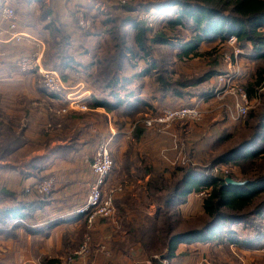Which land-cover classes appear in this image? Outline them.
<instances>
[{"label":"rangeland","instance_id":"374dc122","mask_svg":"<svg viewBox=\"0 0 264 264\" xmlns=\"http://www.w3.org/2000/svg\"><path fill=\"white\" fill-rule=\"evenodd\" d=\"M161 1L162 0H131L127 6L120 7L117 0H46L44 5L46 6L45 8L49 9L52 13L51 21L50 19L47 21H40L42 8L35 2L31 3L29 6L24 0H20V2L15 0L14 3H7V5L11 6L16 11L19 18V26L22 25V27L25 28V26H27V20H36V23L39 24L37 26L38 30L42 29V26L45 24L55 21L56 24L68 30L70 33L71 28L67 25V20L65 19L66 13L68 12L69 15H75V18L77 15V19L80 14H83L85 19L90 21L91 27L88 30H84L79 27L78 21L77 24L74 23V32L70 34L77 42L72 38L74 46L70 47L69 53L72 54L76 60H80L81 63L88 65L97 61L104 54L111 52V48L114 47L115 44L111 32L115 29V25L119 27L120 21L128 17H135L139 20V15L143 13L142 10ZM29 7L33 8L31 9ZM29 10L34 11L29 12ZM172 11H174V9L167 12L169 14H164L163 18L159 17L155 19L152 26L149 25V27L153 29L154 34L165 29L166 25L165 22H163L166 18L165 15H172ZM0 18L3 20L1 13ZM106 19L112 20L114 23L106 22L105 25L104 20ZM3 22L7 25L4 20ZM262 29L264 32V26ZM48 32H45L41 36L42 40H39L42 43L45 41V43H43L45 49L41 65L44 69L53 70L54 68H49L45 65V55L49 47L47 46L48 42H46V38L49 40L51 36V32ZM124 32L126 33L125 40L129 47L135 51H139L135 46V33L131 26L124 28ZM87 33L90 34L86 35ZM8 39L6 40L7 43H12L18 47H21L20 45L26 41L23 40L21 43H16L10 42ZM116 42H119V39H117ZM176 44H179V42ZM148 47L153 49L151 55L157 60L155 70L152 71L153 73L151 75L144 76L142 74L146 66L152 69L151 64L153 63L150 59L141 60L138 56L144 55L142 52H138L136 58L135 56L129 55L131 66L129 65L125 70L119 72L120 79H128L126 86H123L126 94L129 95L130 92H134L142 87L145 89L146 95L148 96V99H146L150 103L147 109L148 117L138 122H135L134 116H120L117 113H109L104 109L105 114H99L97 113L98 111L92 110L90 107L87 112L71 111L60 114L64 106L55 101L54 99L56 98L53 96H49L50 99H47L49 98L47 94L50 93L46 92V94H44L41 92L42 88L44 90L47 89L43 84L39 72L37 70L34 72H24L20 68V62L26 59V57H31L34 54L22 55V52H20L21 50L15 51V55H17L18 58L16 62L17 70L24 76L22 78L23 80H19L17 84L2 86L3 89L9 92L15 89L16 92L15 90L14 92L16 96L15 98L9 97L10 100L8 96L5 97L6 104L8 101V104L11 103L13 107V116L6 115L4 111L0 113V137L7 132L9 129L8 127H12L10 132H18L20 126L25 127L26 146H30L34 149L36 146H40L41 143H35L29 140L26 135V127L28 128L29 126L30 129L28 123H30L32 119L36 120L38 118H43L46 120L44 128L42 125L35 124V127H33V129L31 128V130L35 132V134H39L43 131V135H40L43 136L44 141L50 143V141L52 142L53 135H55V138L57 137L54 123L62 117H68V115L73 114L72 116L78 118L75 121H70L68 118L63 119L65 120L63 123L72 124V128L75 127L73 123L82 122L81 120L98 119V121H100L99 123L107 124L109 123L108 118L112 117L115 128L118 127V130L124 131L128 153H131L129 154L131 160L127 154L122 158L123 165L128 166L131 162H136L137 159H140V161L146 159V165L159 167L163 171L166 170V174H169V170L173 173V171L179 168L196 170L206 168L207 165L211 164L210 162L213 157L217 156L224 149L232 148L233 144L239 143L241 137L248 135L250 130H247L245 126L250 115H260L263 112L264 83L261 88L256 90L253 98H250L248 95V113L245 117L239 119L234 118L231 114L235 104V98L231 92L233 89H241L247 93V83L252 80L258 70L264 69V60L255 59V53L242 50L238 42L233 43L230 42L229 39L224 42L218 39L216 42L203 44L201 46V52L205 55L204 57L179 58L176 56V54L180 53L179 48L152 46L150 43ZM36 49L38 52V47H36ZM148 61H150L151 64H149ZM0 63H2V61H0ZM214 69L219 70L221 74L206 79L208 73ZM92 70L95 72L97 71L96 68ZM25 75H27V77ZM19 76L21 78V75ZM63 81L69 86H75L82 82L85 85V89L89 90L92 95L96 93L92 81L87 82L85 79L75 81L74 78H71L69 82H66L64 79ZM1 83L4 82L2 81ZM170 87H172V89H169ZM218 91L224 92L223 96L220 98L216 96ZM125 93L121 96L122 100L125 99L123 97H127ZM13 95L14 94H12V96ZM207 96L208 98H204ZM3 99L4 98L0 97V107L2 106L1 103ZM183 106L198 107L202 112L201 119L197 121L177 120L167 126L155 128L147 127L154 132L151 131L150 136L136 140L134 135H136L138 126L141 122L145 124V120L160 116L166 109H175ZM25 108L29 111L26 112ZM72 135L75 136V131ZM220 135L224 137L232 135V138L229 142L216 146L214 140ZM9 136L10 134L8 133L6 137ZM3 137L0 138V140H3ZM103 137L104 136L97 137L95 141L97 140L98 143ZM76 145V139L74 137L65 147L70 146L74 148ZM47 148L50 150V147ZM14 155L15 153H13L7 161L0 162V166H10L12 164L14 165V163L21 162V158H15ZM231 173L239 175V170H237V167H234L233 164H220L209 172L212 176L222 175L224 177ZM182 175L181 171L177 173V177ZM164 176L166 178V175ZM168 176L169 175H167V177ZM49 179L57 180L56 177L52 176H49L45 180ZM10 181V176L3 175V177H0V190H8L11 183ZM128 181H132V179L129 178ZM39 182L42 181H38L37 183ZM26 189L27 187L22 188L15 193L17 201H11V199L1 197L0 210H4L5 208L22 202L23 204L33 203L38 199H44V202L49 200L53 195V192L49 196L27 193ZM198 192H196L192 198L187 199L179 205L178 211L187 222L181 225L179 224L178 231L202 226L203 199L198 196ZM145 203L148 205L150 199L147 198ZM134 208L136 210V207ZM26 213L27 217L23 218V220H17L15 223H0V264H43L45 260L51 259L57 261L55 264H62L74 255L86 239L89 240L88 253L82 258L74 259L72 264H131L122 263L123 260L118 259L121 253L113 257L111 243L108 240L109 234H106L105 227L97 231L93 230V228H88V230L85 229V231L82 229L78 233L75 232L76 234L64 233L63 246H61L57 253L52 252L53 248L48 247V249H45L47 246L41 244V242H30L32 239L31 236L37 237L40 235L43 230V227L40 226L46 227L47 225L42 222L44 214H38L36 209L32 208L30 211H26ZM106 222V220H102L97 224L98 226H104ZM257 223L264 224V219L257 221ZM243 227L242 224L237 225L236 229L243 234ZM32 231L34 234H36V232L38 233L33 235L31 234ZM119 242L122 241L120 240ZM53 245L56 247V243ZM211 246V244H192L188 246L186 255L183 258L181 257L170 264H214L213 256L210 252ZM183 247L184 248H181L182 251L187 248L186 246ZM234 249L232 252L224 250L220 252L218 257L223 259L222 261L232 264H236V260L243 264H253L254 262L259 263L264 261V249L242 253ZM55 250L57 251V247ZM144 255L149 260L151 259L148 255ZM126 256H131L134 260L146 259L142 254H130V252H128ZM155 257L156 259H161L160 256L155 255ZM133 264L141 263L134 261Z\"/></svg>","mask_w":264,"mask_h":264},{"label":"trees","instance_id":"16d2710c","mask_svg":"<svg viewBox=\"0 0 264 264\" xmlns=\"http://www.w3.org/2000/svg\"><path fill=\"white\" fill-rule=\"evenodd\" d=\"M4 1L0 0V11L5 4ZM16 1L19 2V0ZM24 1L29 5L34 2L39 4L42 8L40 21L52 20L51 11L44 5L46 0ZM172 9H174L172 15H165L166 18L163 21L166 25L165 29L155 34L146 22L135 17L122 19L119 27L115 25V29L111 32L115 41L111 52L88 65L76 60L69 53L70 47L74 46L69 31L55 21L47 23L37 31L41 36L45 32H51L50 39L46 38L49 47L45 55V65L57 70L66 82H69L71 78L75 81L82 79L87 82L92 81L96 91L94 97L88 101V106L92 110L103 108L109 113H117L120 116H134L135 122H138L148 117L147 109L150 103L144 98H133L132 92L129 95L126 94L123 86H126L128 79H120L119 72L131 64L129 55L136 58L137 53L142 52L144 55L138 56L141 60L153 61L152 64L148 61L152 69L146 66L142 74L151 75L157 60L151 55L153 49L148 47L149 43L152 46L179 48L180 53L176 54L179 58L204 57L205 55L201 52L203 44L216 42L218 39L224 42L235 36L242 50L255 53V59L264 60L262 29L264 0H162L145 8L142 12H152L158 19L163 18L164 14H169L167 12ZM106 22L114 23L107 19L104 20V24ZM128 26H131L135 33V46L139 51L131 49L125 40L124 28ZM117 39L119 42H116ZM177 42L179 44H176ZM93 68L97 71L92 70ZM219 74L221 72L214 69L208 73L206 79ZM263 76L264 69L258 70L252 80L247 83L246 89L250 98H253L256 90L264 83ZM41 92L46 94L48 91L42 88ZM124 93L127 97L122 100L121 96ZM47 96L52 95L47 94ZM50 97L46 98L50 99ZM262 111L260 115L253 114L248 117L245 127L250 131L247 136L241 137L239 143L233 144L232 148L224 149L213 157L211 164L202 170L179 168L173 173L169 170V174H166V170L146 165V159L131 162L127 167L140 170V175L143 172L145 176L150 177L147 182L148 196L150 202L156 206L157 212L154 217L147 216L142 219L138 225L135 222H123L122 227L128 233V238L124 242L111 243L112 250L126 255L134 245L139 244L145 254L151 258V264H170L183 258L188 246L192 244H211L214 264H229L218 257L224 250L228 252H232L234 248L263 250L264 224L257 223L264 219V109ZM8 128L7 132L0 137L5 136L3 140H0V162L7 161L13 153L25 147L27 143L25 127L20 126L18 132H10L12 127ZM150 132L151 130L141 122L134 137L140 140L150 136ZM8 133L10 136L6 137ZM231 138L232 135L227 137L220 135L214 142L218 146L229 142ZM71 149L73 148L70 146L59 148L53 152V156L66 158L67 152ZM129 154L131 153L127 152L131 160ZM49 160L53 159L35 158L30 165L34 171L38 170L37 174H39L49 167ZM113 161L114 167L111 174L116 165L114 156ZM220 164H233L239 170V175L231 173L224 177L209 174ZM180 171L183 175L177 177ZM48 177L40 178L39 181ZM226 178L239 182L246 181L247 184L240 187L228 185ZM204 187L210 188L211 191L202 201V226L178 231L179 224L187 222L178 211L179 205L186 201L190 194L201 191ZM1 197L17 201L16 194L5 189L0 190ZM43 200L38 199L35 202L32 201L33 203L24 204L22 202L0 210V223H15L17 220H23L27 217L26 211L32 208L37 209L42 205ZM102 220L107 221V219ZM241 224L244 226L243 234L236 229V226ZM85 229L88 230L86 219H84L83 230ZM33 233L32 231L31 234ZM183 246L187 248L181 251ZM155 255L160 256L161 259H156ZM55 263L57 261L51 259L45 260L43 264ZM260 263L264 264V261L253 264ZM236 264L243 263L236 260Z\"/></svg>","mask_w":264,"mask_h":264},{"label":"crops","instance_id":"0c3cea01","mask_svg":"<svg viewBox=\"0 0 264 264\" xmlns=\"http://www.w3.org/2000/svg\"><path fill=\"white\" fill-rule=\"evenodd\" d=\"M4 2L5 4H9L14 3L15 0H5ZM29 8L32 9L33 7ZM65 19L67 20V25L71 28L70 33L74 32V23L77 24L78 21L77 15L75 18V15H69L67 12ZM26 23L27 26L23 28L21 25L19 26L20 29L32 37L42 40L41 35L37 32V26L39 24L36 23V20H27ZM7 29V25L0 18V61H2V63H0V97L4 98L1 103L2 106L0 107V113L4 111L6 115L13 116V107L11 106V103L8 104V101L6 104L5 97L8 96V99L9 97L15 98L16 90L14 89L15 92L14 90L9 92L3 89L2 86H12L13 84H17L19 80H23L22 78L24 75L21 74L16 67L18 58L17 55H15V51L21 50L20 52H22V55H31L37 52V46L28 40L24 41V43L20 45L21 47H18L12 43H7L6 40L9 38ZM72 38L75 40L73 36ZM75 41L77 42V40ZM43 43H45V41H43ZM19 75H21V78ZM25 76L27 77V75ZM2 81L4 83H1ZM140 88L141 89L135 90L131 93L133 98L148 99L145 89L142 87ZM12 94L14 95L12 96ZM93 95L87 100V104L88 101L94 97ZM25 111L27 112L29 110L25 108ZM96 111H98L97 113L99 114H105L103 108H99ZM72 115H68V117H62L61 119H58L56 123H54L57 137L55 138V135H53L52 142L50 141V143L44 141L43 136H41L43 135V131H41L39 134H35V132H32L31 130V128L33 129V127H35V124L42 125L44 128V124L46 122L45 119L38 118L36 120H30V123L27 122L28 125H30V129L29 126L28 128L26 127V135L28 139L34 141L35 143L40 142L41 145L36 146L34 149L30 146L21 148L15 152L14 155L15 158L20 157L21 162L14 163V165L12 164L10 166H0V177H3V175L10 176L11 183L8 187V190L14 193L20 191L22 188L33 186L39 181L40 178L47 176L56 177L57 180L56 186L53 190V195L49 200L44 201L43 204L38 206L36 209L38 214H44V219L42 222L47 226H40L43 227L41 233L39 232L40 235L37 237L31 236L32 239L30 240V242H41V244H45L47 246L45 249H48V247L53 248L52 252L54 253L59 252L61 246H63L64 233L68 232L76 234L84 228L85 218L78 216L75 214V212L86 202L90 187L94 182V176L91 170V161L99 142L104 139L114 137L112 151L116 165L115 170L109 179V183L112 186H124V192L118 194L115 198V215L107 219V222L104 226H98L97 223L101 221V219L98 220L95 223L93 230L97 231L98 229L105 227L106 234H109L108 240L110 243H117L120 240L124 242L128 238V233L122 227L123 222H135V224L138 225L142 222V219L147 216L154 217L157 212V208L154 204H151L150 202L148 205H146L145 203V200L147 198L149 199L147 182L150 177L145 176L143 172H141L140 175V170L138 171L135 168L123 165L122 158L128 152L126 138H124L125 133L124 131L118 130V127L115 128L112 117L108 116L109 123L107 124L99 123L100 121H98V119L81 120L82 122L73 123L75 127L72 128V124L69 125L68 123H63L65 122L63 119L66 118H68L70 121H75L78 119ZM74 131L75 136L72 135ZM151 131L154 132L153 130ZM155 133L158 134L157 132ZM102 136L104 137L97 143V140L95 141V139ZM74 137L76 139L77 145L67 152L66 158H57L53 156V152L57 151L59 148L65 147ZM47 147H50V150ZM44 157L49 159L52 158L53 160H49V167L47 169L37 174L38 170L34 171L30 165V162L35 158ZM129 178H131L132 181H128ZM192 196H194V193L190 194L187 199L192 198ZM134 207H136V210H132ZM37 233L38 232H36V234ZM36 234L33 233V235ZM54 243H56L57 251L55 250V245H53ZM234 250H237L241 253L253 252L250 250L245 251L237 248ZM111 251L113 257L120 253L113 250ZM129 252L130 254H142V256L146 259L134 260L131 258V256H126L122 252L118 259L123 260L122 263L133 264L134 261H136L140 262L141 264H149L148 262L150 260L144 255L145 252L142 247L140 248L139 244L134 245Z\"/></svg>","mask_w":264,"mask_h":264},{"label":"built area","instance_id":"2783aa9c","mask_svg":"<svg viewBox=\"0 0 264 264\" xmlns=\"http://www.w3.org/2000/svg\"><path fill=\"white\" fill-rule=\"evenodd\" d=\"M130 1L131 0H117V3L120 7H125ZM0 13L3 20L8 25V41L21 43L23 40H29L39 49L33 56L26 57V59L20 62L21 70L24 72H34L37 70L39 72L47 91L56 98L54 99L55 101L63 104L64 109L60 114L71 111L87 112L89 110L87 100L91 97L92 93L85 89V85L80 82L75 86H69L63 81L61 74L57 70L44 69L41 65L45 49L44 44L35 37L19 29V18L14 8L6 4L1 8ZM155 19L156 16L152 12H143L139 15V20L147 22L150 26L153 25ZM78 22L79 27L84 30H88L91 27L90 21L86 20L83 14L78 16ZM229 41L236 43L237 38L232 36ZM223 93L224 92L218 91L216 94L217 98L222 97ZM231 94L235 98V104L231 114L237 119L245 117L249 110L248 94L241 89H233ZM201 117L202 112L198 107L183 106L175 109H166L160 116L154 119H147L144 123L147 127L155 128L167 126L177 120L197 121L201 119ZM113 140L114 137H110L98 144L91 163L94 182L90 187L86 202L75 212V214L87 220L88 228H93L95 223L100 219H109L113 217L116 213L115 198L118 194L124 192V186H112L109 183L111 172L114 167L112 151ZM55 186L56 180L49 179L27 187L26 191L27 193L49 196L52 194ZM210 191V188L204 187L198 192V196L204 199L209 195ZM195 193L196 192H194V194ZM88 251L89 240L86 239L74 255L62 264H72L74 259L86 256ZM148 263L151 264L150 261Z\"/></svg>","mask_w":264,"mask_h":264},{"label":"water","instance_id":"95a60500","mask_svg":"<svg viewBox=\"0 0 264 264\" xmlns=\"http://www.w3.org/2000/svg\"><path fill=\"white\" fill-rule=\"evenodd\" d=\"M226 183L228 185H232V186H236V187L245 186L247 184L246 181L239 182V181H235L231 178H226Z\"/></svg>","mask_w":264,"mask_h":264}]
</instances>
